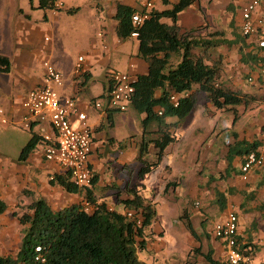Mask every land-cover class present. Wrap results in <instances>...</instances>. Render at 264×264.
<instances>
[{
	"label": "crops",
	"instance_id": "crops-1",
	"mask_svg": "<svg viewBox=\"0 0 264 264\" xmlns=\"http://www.w3.org/2000/svg\"><path fill=\"white\" fill-rule=\"evenodd\" d=\"M168 1V5H163L159 0H153V10L170 9L179 0ZM204 1L208 13L203 12L201 2L204 3ZM234 2L235 0H196L178 15L177 25L181 32H195V36L203 37L214 31H225L229 36L228 23L232 17H234L236 26H239V14L235 9ZM69 4L64 3V9L53 14L51 10L37 9L38 0H24L21 5H13V7L7 4V0H0V44L6 41L5 36H8L7 38L13 43L10 53L0 48V75H9L13 70H16L19 80H27L31 88L40 85L43 78V69L40 63L36 64L35 61L37 55L41 52V47L45 44V49L48 53H51L53 46L57 47L55 37L62 43V35L71 38L72 33H74L70 29L61 28L60 31L55 29L56 23L64 17V14L74 17L80 11V7ZM119 5L138 10V4L135 0H115L112 2L109 0H91L89 7L90 17L92 16L90 23L92 24L90 29L94 30V33L93 39L85 52L82 51L84 53L81 52L75 56L74 54L70 55V51H68L65 55H58L57 58L52 59L50 55L46 59L62 75L63 84L60 88H57L58 94L61 97L75 99L79 110L87 115V123L92 130L90 165L93 174L96 175V183L93 186L95 199L99 203L105 202L109 208L113 209L111 203L116 202L111 200V195H113V198H117V196L124 198L126 197L123 192L124 189H134L143 198L156 203V200L148 193L152 188L151 185L159 188V192L162 194L166 193L164 192L166 183L176 182L177 185L169 188L168 193L175 195L179 193V188H186L189 198H184V203L196 202L197 200L204 202L213 197L214 191L211 189L212 184L207 186L209 177L213 173L206 172V168L205 174L202 173L204 164L206 167L207 155L209 154L208 158H210L213 154L211 148L213 142H208V148H206L208 151L203 152V144L206 141L195 137V134L200 130L199 124L194 120L196 109L181 121L180 127L175 130L177 141L166 148L158 167L143 177L138 175L141 166L137 157L143 132L142 121L145 115L136 112L131 104L124 113L104 111L107 108V102L103 99V96L109 87L108 73L110 71L127 72L136 77L148 74L147 62L138 57V40L131 37L125 39L118 37V22L114 19V16ZM216 12L219 16H213V13ZM261 13L264 14V7L261 9ZM161 22L171 25L169 19H161ZM97 33V38H94ZM239 33H241L240 30ZM47 34L50 35V39L46 42L44 38L48 36ZM250 42L252 40L247 41L246 52L255 49L253 45L249 44ZM236 49L237 47L231 49L221 48L220 52L227 66L225 71L227 73L231 71V78L233 77L232 80L236 81V84L239 83L238 73L234 74L232 71L239 72L240 70L244 74L242 78L245 75L251 77L252 83L247 85L243 79L241 80L242 84L239 83V87L242 92L262 97V101L247 109L243 108L236 115L235 122V117L231 118L230 125L222 121L218 122L219 119L210 122L209 133L215 132V136L224 133L225 138L229 135L232 140L227 144L232 143L233 133L238 136L239 140H258L261 142L259 151L264 158V132L262 131V135L259 133L264 127V77L260 78L256 75L254 65L250 67L248 65L243 66L240 63V55L236 53ZM80 56L84 59L82 64L84 72L79 78H74L72 69ZM125 58L128 60L126 65H123ZM230 61L235 62L236 65L228 66L227 63ZM159 96L160 92L156 91L154 97L158 98ZM98 100L101 103V110L95 109L93 106L94 102ZM155 111L158 112L160 109L156 107ZM132 112L138 118L134 117ZM12 115L15 121H19L16 114L12 112ZM175 121V119H167V123ZM224 121H226V118ZM124 124L130 126L135 124V127L129 128L125 135L122 132ZM119 125L120 128H118ZM219 125H221L220 130H214V126L217 129ZM149 130H156V125L154 123L149 124L145 131ZM25 132L30 134L29 140L33 138L32 141L35 143L27 159L24 162L17 159L14 163L0 164V200L6 203V211L9 208L6 199L10 197L19 198L27 205L34 200L43 199L52 210H59L70 205L79 204L84 206L86 203L84 197L68 194L61 187L49 185V180L54 175L65 174V172L57 165L44 160L42 154L43 144L38 128H32L31 131ZM244 132L251 134L247 136ZM124 141L125 144L123 145ZM154 153L155 150L150 146L149 158L153 157ZM197 156L200 158L197 159ZM222 157L217 158L215 156V159L217 158L216 160L223 164ZM183 160L187 163L192 161L189 164H193L194 169L190 170L189 165L184 163ZM210 161L212 162V159ZM234 165H236V162ZM198 178L199 180L200 178L205 180L203 186L198 182ZM234 181L237 185V191L243 194L247 193L250 196L254 195L255 198L251 202V206L246 207L245 204H248L246 198L244 199V196L238 193L236 194L237 198L235 196L232 200L229 198L227 204L229 205L230 202L235 203V206L240 208L242 212L249 208L254 209L255 212L258 211L259 206L264 204V167L257 174L250 176L247 183L242 182L240 178H234ZM159 183H162L161 186ZM228 187H231V185ZM117 207L119 212L123 210L121 205H117ZM226 210H228V207ZM156 211L157 215L153 224L158 219L159 210H157V207ZM261 218L264 221L262 214ZM140 254L139 259L143 261L141 259L143 256H140Z\"/></svg>",
	"mask_w": 264,
	"mask_h": 264
},
{
	"label": "trees",
	"instance_id": "trees-1",
	"mask_svg": "<svg viewBox=\"0 0 264 264\" xmlns=\"http://www.w3.org/2000/svg\"><path fill=\"white\" fill-rule=\"evenodd\" d=\"M55 1L38 0L37 9L52 11ZM159 1L163 5H168L169 2ZM195 1L179 0L170 9H152L148 19L138 28L131 22V16L137 12L135 9L122 5L116 9L114 19L118 22V37L125 39L131 37L132 33H137L138 57L148 64V74L137 76L131 99V105L136 112L145 115L137 157L141 166L139 177L158 167L166 148L177 141L175 130L196 109L199 96H204L211 105L220 109L237 106L246 108L262 101L260 96L241 91L236 81L232 80L231 71L229 74L225 71L226 64L220 50L237 47L240 63L245 67L254 65L258 75V66L264 63V48H258L252 41L249 44L255 49L246 52L247 41L250 40L239 33L240 28L236 26L234 17L228 23L229 36L225 31L210 32L203 37L195 36V32H181L177 25L178 15ZM161 19H169L171 25L162 23ZM243 79L247 85L253 81L247 75ZM156 91L160 92L158 98L154 97ZM171 93L178 97L176 107L170 103ZM156 107L160 109V115L155 111ZM234 117L235 122L236 116ZM167 119L176 121L167 123ZM151 123L156 125V130L145 131ZM232 137V143L226 145L221 158L224 168L218 173L217 179L209 177L210 183H226L234 178H240L247 183L250 176L264 167L263 160V165L252 169L243 180L241 167L250 153L262 156L259 151L261 142L239 140L235 133ZM32 139L21 150L18 161L24 162L33 150L35 143ZM150 146L155 150L151 160ZM95 183L96 175L93 177L92 187L84 190L73 185L66 173L54 175L49 180L50 186H58L68 194L84 197L89 207L78 204L52 210L43 199L32 201L26 206L27 211L21 215L13 214L23 228V237L14 255H0V264H147L139 259V254L147 250V230L156 218V204L143 198L134 189H124L126 197L116 198L123 210H109L105 202L99 203L95 199ZM176 185V182L166 183L164 192ZM238 193L246 198V202L254 198V195L243 194L227 187L223 191H213L212 204L219 212H224L228 199ZM6 209V203L0 200V216ZM258 211L264 218V204L259 206ZM128 212L132 217L127 216ZM189 214V209L184 208L178 221L197 241ZM235 241L246 259L240 264H247L253 258L255 246L238 235L235 236ZM194 251L195 256L201 257L205 264H228L226 260H215L211 247H208L205 254L201 252V248Z\"/></svg>",
	"mask_w": 264,
	"mask_h": 264
},
{
	"label": "rangeland",
	"instance_id": "rangeland-1",
	"mask_svg": "<svg viewBox=\"0 0 264 264\" xmlns=\"http://www.w3.org/2000/svg\"><path fill=\"white\" fill-rule=\"evenodd\" d=\"M109 1L112 2L115 0ZM23 2L24 0H7V4L12 5V7L13 5H21ZM63 2L65 4L70 3L71 5L80 7V11L77 15H74V17L64 14V17L56 23L55 29L58 31H60L61 28L70 29L74 33H72L71 38L62 35V43H60L59 39L55 37L57 47L53 46L51 53H48L45 49L46 45L44 44V46L41 47V52L37 55V60L35 61L36 64L40 63L41 65L42 61L48 59L50 55L51 58L54 59L60 54L65 55L68 51H70V55L74 54L76 56L82 51L85 52V49L88 48V45H90V42L93 39L94 30L90 29V25L92 24L90 23L92 21V16L90 17L89 7L91 0H63ZM246 2L247 0H235L234 5L238 14H240V11ZM201 6L203 12L208 13L205 8V1L204 3L201 2ZM215 15L219 16L217 12L213 13V16ZM8 35L10 36V34ZM47 35L49 36H46L48 38L47 40H49L50 35ZM97 35L98 33L94 38H97ZM7 37L8 36H5L6 41L0 44V48L1 50L5 49L6 52L10 53L13 43ZM127 60L128 59L125 58L123 65H126ZM227 65L232 67L236 64L235 62L230 61ZM232 72H234V74L238 73L237 78H239V82L243 80V74L240 75V70L239 72ZM33 88H31L27 80H19L16 70H13L9 75H0V107L5 110L15 109V107H18L22 102L26 93ZM248 107L244 108L243 106H237L232 109H220L211 105L204 96H199L195 113L196 117L194 120L199 124L200 130L195 134V137H198V139L202 138L206 141V143L203 144V152L208 148L207 143L210 141L213 142L211 147L213 154L210 158H208L209 154L207 155L206 167L204 164L202 173L205 174L204 171L207 169L206 172L210 171L213 173L212 176L215 177V179L218 178V173L224 168V165L216 159L224 154L226 144L232 140L229 135L225 138L224 133L221 135L217 134L216 136L214 135L215 132L209 133V123L219 119L218 122L222 121L230 125L231 118L240 113L243 108L247 109ZM132 114L134 117L138 118L134 112H132ZM225 118L226 121H224ZM134 125L135 124H133V126L124 124L122 132L126 135L128 129L135 127ZM118 128H120V125ZM215 128L216 126H214V130L218 131L220 130L221 125H219L217 129ZM262 131L264 132V127L259 131L260 135H262ZM244 134L248 136L251 133L244 132ZM29 135L28 132H25L16 126L0 125V164L4 165L5 163L10 164L16 162L21 149L29 140ZM124 144L125 141L123 145ZM215 156H217L216 159ZM199 158L200 157L197 156V159ZM151 159H153V157L149 158V160ZM211 159L212 162L210 161ZM183 162L189 165L188 168L190 170L194 169L195 166L189 164L192 161L187 163L183 160ZM235 181L234 179H229L226 183L218 181L212 183L208 181L207 183L209 185L212 184V190L223 191L229 185L236 189L237 185L234 183ZM198 182L202 186L205 184V180H202L201 178L200 180L198 178ZM161 184L162 183H159L160 186ZM181 186L184 187L183 185ZM151 187L152 188L148 193L156 200L155 204L157 210H159V214L156 222L147 230L148 247L146 252L140 254V256H143V258L141 257L143 261L147 264H205L201 257L195 256L194 250L196 248H201V252L205 254L208 251V247L213 249V258L215 260H226V250L224 249V246L218 240L214 239L212 235V230L218 220L222 217L223 213L219 212L218 208L212 204L213 197L204 202L202 200H197L200 205L196 208L194 206L195 201L187 204L184 203V198H189V193L186 191V188H179V193L171 195L168 192L161 194L159 188H155L152 185ZM111 196V200H115L116 202V198H113V195ZM234 196L237 198L236 195ZM230 198L231 200L233 199V197ZM254 198L248 201V204H245V206H251V202ZM6 202L9 208L5 214L0 216V255H14L18 250L23 237V228L19 225L17 218L13 214L16 213L21 215L27 211V204L19 198L15 199L12 197L7 198ZM117 205L120 206L117 202L111 203L112 208L117 209ZM227 207L234 211L239 218L238 236L251 242V244L255 246L253 258L248 261L247 264H264V221L261 218L260 212H255L252 208L246 209L242 212L240 208L235 206V203L233 204V202H230L229 205L227 204ZM184 208L189 209V218L198 237L197 241L189 235L185 230L184 225L178 221V217Z\"/></svg>",
	"mask_w": 264,
	"mask_h": 264
},
{
	"label": "built area",
	"instance_id": "built-area-1",
	"mask_svg": "<svg viewBox=\"0 0 264 264\" xmlns=\"http://www.w3.org/2000/svg\"><path fill=\"white\" fill-rule=\"evenodd\" d=\"M138 10L131 16L132 25L140 27L149 17L153 9V0H135ZM264 0H247L239 14V28L242 36L252 40L258 48H264V14L261 9ZM64 9L63 0H56L52 13ZM132 33L131 38H137ZM45 37L44 41H48ZM83 57H78L72 69V76L79 78L83 72ZM43 78L39 86L29 90L22 102L15 109L5 110L0 107V125L16 126L25 131L38 128L41 143L43 144V158L46 162L57 165L69 176L70 182L80 189H90L94 177L90 165L92 151V130L87 123V115L79 110L76 100L70 97H61L57 88L63 84L62 75L48 60L41 63ZM258 76L264 77V63L258 66ZM109 87L103 99L107 102L104 111L125 112L131 104L135 92L137 77L120 71L108 73ZM178 97L171 93L170 103L176 107ZM95 109L101 110L100 100L94 102ZM103 111V110H102ZM12 112L19 117L14 120ZM159 115L160 111L157 112ZM264 146V145H263ZM263 165V157L250 153L241 167L242 179L252 169ZM199 202H194L196 208ZM88 208V204L84 205ZM109 210H111L109 208ZM128 217H132L130 212ZM238 217L234 211L228 209L215 224L212 235L224 245L228 264H240L246 259L240 253L235 241L238 235Z\"/></svg>",
	"mask_w": 264,
	"mask_h": 264
}]
</instances>
